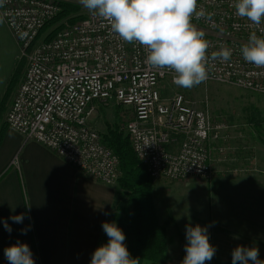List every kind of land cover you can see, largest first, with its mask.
<instances>
[{"label":"built area","instance_id":"obj_1","mask_svg":"<svg viewBox=\"0 0 264 264\" xmlns=\"http://www.w3.org/2000/svg\"><path fill=\"white\" fill-rule=\"evenodd\" d=\"M234 3L198 0L197 10L205 15H194L192 23L210 45L207 81L264 94V67L246 62L241 52L253 32L264 36V22L256 26L237 16ZM60 11V0L0 3V15L18 43L20 58L26 60L4 115L7 128L49 149L88 177L112 184L120 175L118 157L90 119L101 103L129 106L132 117L124 128L152 180L209 179L208 145L215 142L218 152L228 150L224 142L230 136L229 125L212 122L207 110L179 93L162 100L158 84L164 78L173 83L175 73L150 67L147 49L123 41L102 18L87 13L51 37L41 35ZM222 47L231 49L230 60H212L211 54ZM178 136L180 142L172 152L168 145ZM11 164L18 168L17 156Z\"/></svg>","mask_w":264,"mask_h":264},{"label":"crops","instance_id":"obj_2","mask_svg":"<svg viewBox=\"0 0 264 264\" xmlns=\"http://www.w3.org/2000/svg\"><path fill=\"white\" fill-rule=\"evenodd\" d=\"M24 66L18 43L0 15V264H9L4 249L17 241L29 246L35 264H90L102 223L112 222L115 189L44 146L24 141L4 124L5 106ZM176 138L168 145L172 152L180 142ZM224 144L229 147L225 152H218V143L208 145L209 179L152 182L153 205L165 227L171 262L182 263L186 254V225L207 226L216 252L206 264H232L237 246L258 248L264 261V136L239 138L231 133ZM14 156L18 168L11 164ZM21 213L23 223L9 219ZM21 229H27L26 234Z\"/></svg>","mask_w":264,"mask_h":264},{"label":"clouds","instance_id":"obj_3","mask_svg":"<svg viewBox=\"0 0 264 264\" xmlns=\"http://www.w3.org/2000/svg\"><path fill=\"white\" fill-rule=\"evenodd\" d=\"M3 3V0H0ZM90 14L106 21L113 33L129 44L147 49L146 63L157 70L175 73L173 83L191 89L209 78V42L205 33L192 23L205 15L198 11V0H79ZM236 15L256 26L264 22V0H235ZM264 31V28L261 29ZM243 59L257 67H264V36L253 32L242 49ZM232 51L222 47L211 59L229 61ZM30 211V206H29ZM107 214V213H106ZM14 223H23L25 214L10 216ZM5 230L12 228L3 221ZM102 229L108 242L93 252L90 264H138L132 258L124 241L126 236L115 222H103ZM27 229H21L26 234ZM185 256L182 264H206L212 260L216 248L210 243L207 226L186 225ZM9 264H35L26 243H17L4 249ZM264 264L259 249L237 246L232 251V264Z\"/></svg>","mask_w":264,"mask_h":264},{"label":"rangeland","instance_id":"obj_4","mask_svg":"<svg viewBox=\"0 0 264 264\" xmlns=\"http://www.w3.org/2000/svg\"><path fill=\"white\" fill-rule=\"evenodd\" d=\"M64 2L76 5L78 10L60 19L56 16L51 22L45 25L41 35L51 37L65 24L77 22L89 13L79 3V0H60V7ZM76 16L78 19L70 22L69 19ZM21 59L24 60L26 65V60L24 58ZM158 90L162 100L167 101L172 95L179 93L196 107L207 110L212 122L222 121L229 125L227 129L228 135L233 133L239 138L250 136L256 139L264 136V94L215 81H205L198 86L188 89L171 83L168 78L161 80L158 84ZM6 109L7 106H5V112ZM131 117L132 110L129 106H123L113 102L101 103L91 117L90 124L96 128L102 139L112 129H117L123 136L128 137L124 126ZM2 121H4V116ZM175 140L179 141L180 137L178 136ZM24 141L26 140L24 139ZM120 177L121 175H119L118 179ZM117 180L112 184H108L114 186V194L121 191L118 187ZM112 222L114 221L112 220Z\"/></svg>","mask_w":264,"mask_h":264},{"label":"trees","instance_id":"obj_5","mask_svg":"<svg viewBox=\"0 0 264 264\" xmlns=\"http://www.w3.org/2000/svg\"><path fill=\"white\" fill-rule=\"evenodd\" d=\"M78 10L77 6L62 3L58 19ZM78 17H72L70 22ZM0 105V114L3 112ZM103 142L112 149L119 160L121 177L117 180L121 191L114 194L112 220L124 232V241L132 258L138 264H171L166 254L165 227L155 213L153 205L152 178L137 158L127 136L112 129L103 136ZM108 237L102 231L98 247L106 244Z\"/></svg>","mask_w":264,"mask_h":264}]
</instances>
